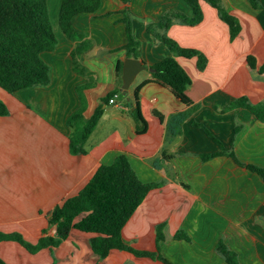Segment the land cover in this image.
<instances>
[{
	"label": "crops",
	"instance_id": "obj_1",
	"mask_svg": "<svg viewBox=\"0 0 264 264\" xmlns=\"http://www.w3.org/2000/svg\"><path fill=\"white\" fill-rule=\"evenodd\" d=\"M258 2L254 9L247 0H221L240 25L233 40L205 1H199L203 18L198 24L174 20L167 29L169 38L207 59L199 70L195 58H177L191 80L185 91L191 104L185 105L168 88L144 83L150 79L147 66L168 55L145 26L169 11L191 16L183 0H129L127 5L100 0L95 12L72 18L74 30L83 36L79 41L61 32V0H54L57 43L41 55L49 68L48 83L13 94L0 88L8 109L0 116V232H19L36 242L48 226L46 215L76 194L100 164L124 154L141 182L160 184L123 227L125 241L153 251L155 227L164 223L160 253L173 264H227L216 251L218 242L235 253L237 264H264V180L227 155L231 150L241 164L264 168V122L244 108L228 109L241 97L252 105L264 104V73L257 72L264 62V0ZM127 6L145 69L121 96V71L116 68L127 57L121 21ZM248 56L254 58L255 70L248 66ZM136 88L147 122L144 134L136 133L125 105ZM117 89L119 94L109 97L115 103H108L107 95ZM98 107L102 113L82 144L85 153L71 154L69 138L82 131ZM195 123L227 153L203 161L201 154L220 147ZM178 230L187 240H174ZM47 234L54 237L55 228L49 227ZM92 236L72 230L53 251L44 248L35 254L15 242H0V259L7 264H162L118 250L99 259L89 246Z\"/></svg>",
	"mask_w": 264,
	"mask_h": 264
},
{
	"label": "trees",
	"instance_id": "obj_2",
	"mask_svg": "<svg viewBox=\"0 0 264 264\" xmlns=\"http://www.w3.org/2000/svg\"><path fill=\"white\" fill-rule=\"evenodd\" d=\"M120 1L126 5L129 2V0ZM183 1L190 8L191 16L169 11L163 14L159 21L149 22L145 26L147 33L167 49L168 55L147 66L154 71L150 73V79L144 83L153 82L166 87L183 104L190 105L191 100L185 91L191 80L177 58H195L199 70L205 68L207 59L196 49L181 47L166 35L167 29L174 20H179L188 26L198 24L203 18L199 1H205L215 9L219 19L228 27L230 40L237 36L240 25L237 18L222 6L221 0ZM247 2L254 9L260 7L258 0H247ZM99 6L100 0H61L58 11V26L61 32L71 41L81 40L83 36L74 30L71 23L72 18L82 13H93ZM121 14L126 36V43L122 49L127 57L138 59L140 58L139 43L132 36L128 6L121 11ZM56 43L57 39L48 13V0H0V88L13 94L21 89L46 85L49 81V68L41 55L52 51ZM246 60L248 66L255 70L254 58L248 56ZM121 66V63L117 64L118 73L121 71ZM257 72L264 73V62L258 67ZM114 94H119L118 89L108 94L106 99ZM125 105L130 107L136 133H146L147 122L141 114L138 88L133 92V100L126 101ZM237 107L248 110L259 121L264 122V104L252 105L247 102L246 98L241 97L233 101L228 109ZM101 113L102 108L98 107L82 131L69 138L71 154L85 153L82 144L95 127ZM7 114L8 109L0 99V116ZM77 117L78 115L75 114L70 120ZM194 125L202 128L209 137L215 140L201 124L195 123ZM238 129L235 127L234 131L237 132ZM216 143L219 144L220 151L201 154L200 158L203 161L227 153L218 141ZM227 155L238 165L255 172L264 180V168L241 164L231 150ZM159 186V183L141 182L126 155L118 154L111 163L100 164L76 194L62 200L46 215L48 226L41 230V236L36 243L27 242L17 232H0V242H15L29 254H35L44 248L57 247L72 230H77L93 234L89 240V246L99 259L107 257L112 250H118L127 252L136 258L173 264L160 253L164 223L157 224L155 227V250L153 251L137 249L125 241L121 235L123 227L149 191ZM49 227L55 228L54 237L47 234ZM173 238L174 240H187L181 230H178ZM215 248L227 264H237L235 253L227 249L222 242H218ZM0 264L7 263L0 259Z\"/></svg>",
	"mask_w": 264,
	"mask_h": 264
},
{
	"label": "water",
	"instance_id": "obj_3",
	"mask_svg": "<svg viewBox=\"0 0 264 264\" xmlns=\"http://www.w3.org/2000/svg\"><path fill=\"white\" fill-rule=\"evenodd\" d=\"M145 66L139 59L126 57L123 60L122 68H121V84H120V94L125 96L127 93L128 88L132 84L133 80L135 79L136 75L143 71ZM149 72H153V69L148 68ZM128 99V98H127Z\"/></svg>",
	"mask_w": 264,
	"mask_h": 264
},
{
	"label": "rangeland",
	"instance_id": "obj_4",
	"mask_svg": "<svg viewBox=\"0 0 264 264\" xmlns=\"http://www.w3.org/2000/svg\"><path fill=\"white\" fill-rule=\"evenodd\" d=\"M53 2H54V0H51L50 1V3H48V11H49V15H50V19H51V22H52V25H53V23H54V14H53V6H54V4H53ZM51 15H52V18H51ZM55 24V23H54ZM55 28H56V26H54ZM13 233V232H12ZM17 233H19V232H17ZM20 235H21V233H19ZM22 236V235H21ZM23 237V236H22ZM24 240H25V238H23ZM27 242H29V243H32V244H34V243H36V242H31V241H28V240H26ZM47 249H49V248H47ZM50 251H53V248H50ZM54 263V262H53ZM52 263V264H53Z\"/></svg>",
	"mask_w": 264,
	"mask_h": 264
},
{
	"label": "built area",
	"instance_id": "obj_5",
	"mask_svg": "<svg viewBox=\"0 0 264 264\" xmlns=\"http://www.w3.org/2000/svg\"><path fill=\"white\" fill-rule=\"evenodd\" d=\"M108 103H110V104H114V103H115L114 98H113V97L110 98V99L108 100Z\"/></svg>",
	"mask_w": 264,
	"mask_h": 264
},
{
	"label": "bare ground",
	"instance_id": "obj_6",
	"mask_svg": "<svg viewBox=\"0 0 264 264\" xmlns=\"http://www.w3.org/2000/svg\"><path fill=\"white\" fill-rule=\"evenodd\" d=\"M51 18H52V15H51ZM58 25V24H57Z\"/></svg>",
	"mask_w": 264,
	"mask_h": 264
}]
</instances>
